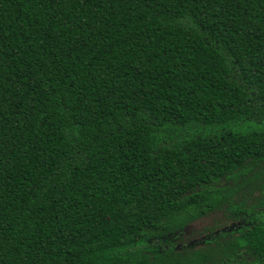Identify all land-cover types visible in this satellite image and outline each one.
<instances>
[{
  "label": "trees",
  "instance_id": "trees-1",
  "mask_svg": "<svg viewBox=\"0 0 264 264\" xmlns=\"http://www.w3.org/2000/svg\"><path fill=\"white\" fill-rule=\"evenodd\" d=\"M263 175L264 0H0V264H264Z\"/></svg>",
  "mask_w": 264,
  "mask_h": 264
},
{
  "label": "flooded vegetation",
  "instance_id": "flooded-vegetation-1",
  "mask_svg": "<svg viewBox=\"0 0 264 264\" xmlns=\"http://www.w3.org/2000/svg\"><path fill=\"white\" fill-rule=\"evenodd\" d=\"M237 196L240 197V195H237ZM228 211L227 213H223L220 210L215 211V212L222 214L223 221H220V224H219L214 219H211V221L208 222L207 226L203 228L202 234H200L202 235V238L199 241L195 240L192 246L184 245L181 247L186 246V247L195 248V249H200V248L206 249L209 247H215L218 244L221 245L224 243L226 245L228 242H231V241L234 242L235 241L234 239L239 236V231L243 228V226L246 225V216L245 214L242 213V210L241 211L237 210L235 212H228ZM215 212H212V213H215ZM211 214H208V216H210ZM250 215L251 217L253 216L252 212L250 213ZM248 217L250 218V216ZM225 223H227L229 226H226L227 228L225 229L221 228L222 226L225 225ZM214 226H218V230H212ZM176 237L177 236H175L174 238ZM174 243H175V239H174ZM176 248L181 249L180 247H176ZM228 248H233V247L229 246Z\"/></svg>",
  "mask_w": 264,
  "mask_h": 264
},
{
  "label": "rangeland",
  "instance_id": "rangeland-1",
  "mask_svg": "<svg viewBox=\"0 0 264 264\" xmlns=\"http://www.w3.org/2000/svg\"><path fill=\"white\" fill-rule=\"evenodd\" d=\"M251 173H249L250 175ZM264 180V175L262 177H260V179L258 181H255L253 183H250L247 187H246V191H249L250 194H248L250 196V198L247 200L246 205L250 206V204L256 203L257 200H261L264 201V195L262 194V192L260 191V188L258 187V183ZM239 196H234L233 197V202H237L236 200L239 199ZM255 201V202H254ZM211 219H214L216 222H218L220 224V221H223V217L221 213L215 212L212 213L211 216L203 221H198L195 224L191 223L188 226L185 227L184 230H182L180 236H177L175 238V243L174 245H176V247H181L184 245L187 246H192L194 241H199L202 238V230L203 228H205L208 224V222L211 221ZM209 226V225H208ZM226 226H229L227 223H225L224 226H222L221 228H227ZM212 230H218V226H214V228Z\"/></svg>",
  "mask_w": 264,
  "mask_h": 264
}]
</instances>
